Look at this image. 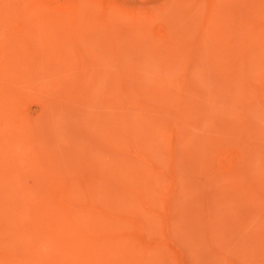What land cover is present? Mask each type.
<instances>
[{
    "label": "rangeland",
    "instance_id": "obj_1",
    "mask_svg": "<svg viewBox=\"0 0 264 264\" xmlns=\"http://www.w3.org/2000/svg\"><path fill=\"white\" fill-rule=\"evenodd\" d=\"M45 1L55 17L28 39L19 72L25 94L37 87L21 108L43 119V137L64 154L99 155L95 167L118 148L155 158L162 172L133 154L124 169L142 170L143 186L166 198L156 213L170 221L154 230L174 264H264V0ZM51 77L64 90L50 93ZM51 96L60 105L47 119Z\"/></svg>",
    "mask_w": 264,
    "mask_h": 264
},
{
    "label": "bare ground",
    "instance_id": "obj_2",
    "mask_svg": "<svg viewBox=\"0 0 264 264\" xmlns=\"http://www.w3.org/2000/svg\"><path fill=\"white\" fill-rule=\"evenodd\" d=\"M49 10L45 0H0V264H164L159 260L163 256L167 257L169 264H174L178 253L169 251L166 248L169 240L163 241L157 234L158 230H154L156 226H162L161 223L168 225L170 221L171 212L168 216L156 213V209L164 208L166 198L151 185L143 186L145 177H142V170L127 172L124 169V158L133 154L135 158L145 160L156 171L162 172L155 158L145 157L143 153H131L126 148H112V152L116 151V157L107 159L110 165L103 166L102 163L95 167V159L92 158L100 160L99 155H94L90 161L86 150L82 151L83 154L77 147L64 154L63 150L54 148L56 146H51L53 143L49 144L47 138L43 137L46 133V127L42 128L43 119L31 118L22 111V102L34 97L36 94L33 91L37 88L30 90L29 87L30 92L27 94L22 91L26 86L19 74L20 68L25 65L21 64L30 61L31 57L26 51V44L41 21L46 22L43 18L50 13L47 12ZM80 10L84 11L83 8ZM46 17L49 20L52 16ZM42 32L39 33L41 40L44 36ZM53 50L56 52L57 47ZM33 51L36 52L35 48ZM71 66L73 69L74 64L71 63ZM51 79L50 93L58 88L64 90V83L54 77ZM81 83L78 89L82 85L86 86ZM41 84L44 86L43 82ZM74 85L78 86L77 83ZM57 99L53 97L46 102L44 98L42 111L47 119L54 107L60 105ZM118 121L122 123V120ZM125 126L122 123L123 131L127 132ZM128 136L130 138V133ZM97 147L103 152L112 153L108 151L111 147L108 148L104 143L98 142ZM80 156L89 160L84 161ZM102 162L106 163L104 159ZM228 176L233 179L232 173ZM26 177L31 178L32 182L27 183ZM142 246L147 247V250L143 251Z\"/></svg>",
    "mask_w": 264,
    "mask_h": 264
}]
</instances>
